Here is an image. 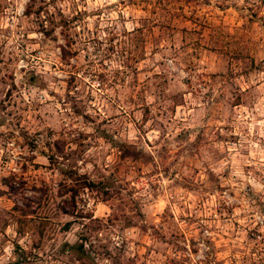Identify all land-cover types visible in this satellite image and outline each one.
I'll use <instances>...</instances> for the list:
<instances>
[{
	"label": "rangeland",
	"instance_id": "obj_1",
	"mask_svg": "<svg viewBox=\"0 0 264 264\" xmlns=\"http://www.w3.org/2000/svg\"><path fill=\"white\" fill-rule=\"evenodd\" d=\"M0 264H264V1L0 0Z\"/></svg>",
	"mask_w": 264,
	"mask_h": 264
},
{
	"label": "trees",
	"instance_id": "obj_2",
	"mask_svg": "<svg viewBox=\"0 0 264 264\" xmlns=\"http://www.w3.org/2000/svg\"><path fill=\"white\" fill-rule=\"evenodd\" d=\"M53 159H54L53 155H47V160L49 162H52ZM87 182L88 183H86V185H84V187L90 188L93 185V183H91L90 181H87ZM70 249H72L77 254V256H79V257L86 254V250L83 247V243H77V244L71 245Z\"/></svg>",
	"mask_w": 264,
	"mask_h": 264
},
{
	"label": "built area",
	"instance_id": "obj_3",
	"mask_svg": "<svg viewBox=\"0 0 264 264\" xmlns=\"http://www.w3.org/2000/svg\"><path fill=\"white\" fill-rule=\"evenodd\" d=\"M94 84H95V85H98V83H97V82H95Z\"/></svg>",
	"mask_w": 264,
	"mask_h": 264
}]
</instances>
